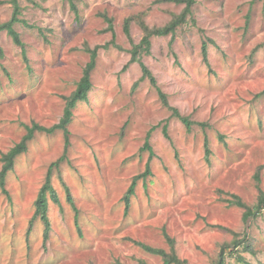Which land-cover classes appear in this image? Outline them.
I'll use <instances>...</instances> for the list:
<instances>
[{
	"label": "rangeland",
	"instance_id": "1",
	"mask_svg": "<svg viewBox=\"0 0 264 264\" xmlns=\"http://www.w3.org/2000/svg\"><path fill=\"white\" fill-rule=\"evenodd\" d=\"M19 4L14 27L23 46L0 30V157L26 126L60 121L91 50L98 47V56L88 99L69 124L68 146L63 129L37 131L7 175L6 191L0 186V264H164L139 241L168 252L174 247L188 264H213L225 244L243 237L254 252L244 245L237 251L248 264H264V210L244 221V208L226 200L237 194L254 206L264 193V0H196L193 18L173 38L153 37L139 61L131 60L144 36L137 16L163 27L185 3ZM13 14L11 0H0V21ZM142 63L169 104L193 121L190 130L142 79ZM58 159L52 184L60 203L49 194L45 239L43 221L33 219L35 201ZM148 166L126 210L124 195ZM225 248V264H242L230 254L235 248Z\"/></svg>",
	"mask_w": 264,
	"mask_h": 264
},
{
	"label": "trees",
	"instance_id": "2",
	"mask_svg": "<svg viewBox=\"0 0 264 264\" xmlns=\"http://www.w3.org/2000/svg\"><path fill=\"white\" fill-rule=\"evenodd\" d=\"M72 2V0H70ZM177 3H185V7L183 8L182 12L178 15H176L173 20L168 23L167 25L163 26V27H149L145 20L142 17H138L137 19L140 20V24L144 30V36L141 40V42L134 47L133 49V56H132V61H139L140 58L137 57V55L141 52V51H146L147 53L150 51L151 46H152V38L153 37H162V36H167L170 35L172 36V38L175 36V33L177 31V29L187 20V17H191L193 18V7L194 4L196 3V0H173ZM11 2L14 5V14L13 17L11 18L10 21L7 22H1L0 21V30H7V32L9 33V35L14 39V41L23 46V42L20 39V34L19 32L15 29L14 24L19 20L18 13L20 12V4H19V0H11ZM133 19V18H132ZM110 22V27L112 29V19H108ZM192 21H194V19H191ZM130 24H131V18L127 19L125 22V31L127 33H129L130 31ZM108 47V46H106ZM208 45L207 43H204L203 46V52H204V56L205 59H207V55H208V49H207ZM97 56H98V47H96L95 49L91 50V59L90 61L87 63L83 75L80 78V80L77 82V86L76 89L72 92V94L70 96L67 97L66 99V105L64 108V112L63 115L60 119V121L51 126V127H47L44 125H40L38 123H34L31 126H26L27 129V133L24 135V137L21 139V141L19 143H17L14 147H12L8 152L3 153L2 156L0 157V161H3V167L2 170L0 171V186L3 188L4 191H6L5 189V185H6V178L7 175L9 174V172L11 170H13L14 165H15V161L16 158L26 152L28 150V144L29 142L33 139L35 133L37 131H45L48 133L54 132L56 129L60 128L63 129L65 132V138H66V147L69 144V135H70V130H69V124L71 123V121L73 120L74 117V110L77 107L78 103L80 101H84L88 99V94L89 91L92 88V79H91V75H92V71L94 70V68L96 67L97 64ZM142 69H143V76L142 79L148 77L151 81V83L157 88V91L163 101V103L169 107V109L172 110V114L176 117H178L179 119H181L185 125L187 126V128L190 130L192 125H193V121L185 116L182 115L179 110L176 107H173L169 104L168 102V98L167 95L163 92V90L157 85V79L155 78V76L151 73V71L147 68V66L142 63ZM202 126H206L207 123H201ZM164 133L166 134V136L168 137V132L166 129V126L164 127ZM150 136V133L148 135V137ZM222 138V136H221ZM206 157L209 160V152H210V148L208 146V142H206ZM145 148L149 149L151 153H153L152 147L150 145L149 139H147L146 144H145ZM62 159V158H61ZM58 159L55 163L51 164L50 169L48 170L47 173V177H46V181L43 184V186L40 188L39 193H38V197L35 201V214L33 216V219L36 218H40L44 225H45V239H48L49 237V233L51 231V221L49 218V194L50 197L53 199V201L60 203V199L58 197L57 191L55 190L53 184H52V168L53 166H56L59 164L60 160ZM151 173L150 171V167L148 166L146 168V171L135 175L132 179V183L130 184L128 190L126 191L125 195H124V200L126 203V210L129 209V207L131 206V198L132 196L135 194L136 192V186L138 183V180L140 178H146L147 175H149ZM258 177V174L256 175ZM232 198H227L226 200L228 202H230L231 204H236L239 205L240 207L244 208V214H243V219L244 221H246L249 218H257L264 210V193L263 191L260 192V196L258 199V202L254 205V206H250L248 204H246L242 198L237 195V194H231ZM67 199L68 201L73 205L74 209L76 211H78V208L74 202V198L72 197L71 193H70V189L67 188ZM234 232V231H233ZM165 236L167 238V240L169 241V243H171V245H174V239H172L167 233H165ZM249 236H247L248 238ZM248 241L245 237H243V240ZM240 238H235L233 240V242L227 243L222 247V250L220 252V256L219 259L217 261V263H213V264H225V251L226 248L225 247H233L235 248L233 251H237L239 246L244 245V250H249L251 252H254V250L252 249V246L250 245V242L248 241L246 244ZM137 244H139L143 249H145L146 251L162 256L164 259V264H188L187 260L181 259L178 254L175 252L174 247H172V250L170 252L166 251L163 248H157V247H153L151 245H148L144 242H137ZM232 256H235L237 258V260L242 263V264H248L247 261L245 260V258L237 251L236 254L235 253H230ZM140 264H147L146 262H140Z\"/></svg>",
	"mask_w": 264,
	"mask_h": 264
}]
</instances>
